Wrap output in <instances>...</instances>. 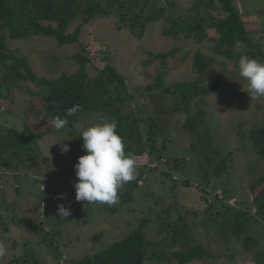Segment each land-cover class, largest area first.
Instances as JSON below:
<instances>
[{
	"label": "rangeland",
	"instance_id": "obj_1",
	"mask_svg": "<svg viewBox=\"0 0 264 264\" xmlns=\"http://www.w3.org/2000/svg\"><path fill=\"white\" fill-rule=\"evenodd\" d=\"M218 1L130 0L124 17L131 11L133 29H119L115 15L99 13L88 22L78 16L66 31L78 30L77 39L63 46L51 37L11 40L3 32L7 52L39 81L75 74L81 67L76 57L96 48L98 64L126 82L118 105L138 122L148 165L136 167V179L118 190V203L76 201L74 165L86 154L80 136L110 116L84 113L72 129L33 137L45 132L34 120L44 88L10 81L0 89V242L7 248L0 264L80 261L126 238L141 221L145 264H264V210L259 214L253 201L259 188L249 191L264 178V160L251 142L252 131L264 128V97L252 99L237 60L216 55L207 40L164 35L182 22L225 17ZM234 5L251 44L235 50L264 63V0ZM83 70L86 82L97 77L95 66ZM63 144L70 150L62 154ZM223 159L227 169L217 177ZM59 205L71 215L62 219ZM241 211L251 221L244 238L256 243L249 250L227 226ZM193 245L210 256L179 263L176 253Z\"/></svg>",
	"mask_w": 264,
	"mask_h": 264
},
{
	"label": "trees",
	"instance_id": "obj_2",
	"mask_svg": "<svg viewBox=\"0 0 264 264\" xmlns=\"http://www.w3.org/2000/svg\"><path fill=\"white\" fill-rule=\"evenodd\" d=\"M130 0H0V89L5 88L12 80H22L37 84L44 88V93L38 97L40 111L34 120L40 125L44 124L45 132L35 133L33 137L55 132L53 125L48 122L50 118L66 116V109L80 105V110L74 116L66 117L69 121L64 129H72L78 122L81 114L89 112L107 113L117 122V134L123 139L126 153H133L137 162L136 167L144 168L148 165V155L143 146L142 136L138 129V122L131 121L127 111L118 103L122 100L119 92L125 88L123 77L111 66L98 64L99 53L96 48H89L76 62L80 69L73 75L63 76L50 81H39L32 74L24 60H16L6 49V38L11 40L24 39L29 36L54 38L59 46L71 44L77 39L78 30L73 35H67L69 25L78 16L84 17L88 22L95 15L101 13L105 16L115 15L122 25L133 29L137 22H133L131 11L129 20L124 12L129 10ZM202 1V0H200ZM205 0H203L204 2ZM221 11L225 17L211 19L197 18L194 22L176 24L173 28L164 30V35L184 34L185 37H195L199 42L207 40L213 45V52L227 60H239L243 54L237 52V42L250 47V41L245 33V22L234 5V0H219ZM206 7V6H205ZM149 18H146V20ZM130 22H127V21ZM208 29L214 30L209 33ZM7 33V37L3 32ZM87 64L97 68V77L92 82H86L83 70ZM0 97L3 96L0 94ZM120 102V103H121ZM154 127V126H153ZM154 130L152 131V135ZM252 146L258 156L264 160V128H256L251 133ZM227 159H223L216 166V176L221 177L226 171ZM137 186V182L133 183ZM253 201L258 206L259 214L264 210V178L258 179L249 191L256 189ZM250 219L244 212H237L233 219L227 222L229 234L236 239H242L247 234ZM144 221L126 238L113 243L104 250L88 256L80 261L65 264H145L147 261L148 242L144 232ZM175 237L181 233L175 232ZM243 247L251 249L255 241L245 237L242 239ZM250 245V246H249ZM189 251L176 253L179 263H189L210 256L203 253L198 245L188 248Z\"/></svg>",
	"mask_w": 264,
	"mask_h": 264
},
{
	"label": "clouds",
	"instance_id": "obj_3",
	"mask_svg": "<svg viewBox=\"0 0 264 264\" xmlns=\"http://www.w3.org/2000/svg\"><path fill=\"white\" fill-rule=\"evenodd\" d=\"M237 46H240L237 42ZM239 76L247 81L248 93L252 99L264 97V63L255 58L241 56L238 60ZM80 110V105L66 109V116L49 119L56 131L63 130L69 123L66 117L74 116ZM117 122L102 121L84 130L82 150L85 155L78 158L74 165L78 182L74 183L76 201H86L87 204L109 206L118 203V190L124 184L136 179L137 162L131 154H126L123 139L116 131ZM61 144L56 143L54 145ZM51 148V147H50ZM49 148V149H50ZM69 146L63 144L61 153H67ZM49 154V150H48ZM58 215L65 219L71 215L64 205L57 208ZM7 255L6 246L0 242V258Z\"/></svg>",
	"mask_w": 264,
	"mask_h": 264
},
{
	"label": "crops",
	"instance_id": "obj_4",
	"mask_svg": "<svg viewBox=\"0 0 264 264\" xmlns=\"http://www.w3.org/2000/svg\"><path fill=\"white\" fill-rule=\"evenodd\" d=\"M247 233H248V232H247ZM245 235H247V234H245ZM245 235H243L242 239L244 238ZM232 238H233V237H232ZM233 239H235V238H233ZM251 249H252V248H251ZM251 251H252V250H251Z\"/></svg>",
	"mask_w": 264,
	"mask_h": 264
},
{
	"label": "built area",
	"instance_id": "obj_5",
	"mask_svg": "<svg viewBox=\"0 0 264 264\" xmlns=\"http://www.w3.org/2000/svg\"><path fill=\"white\" fill-rule=\"evenodd\" d=\"M175 180H176V178H175Z\"/></svg>",
	"mask_w": 264,
	"mask_h": 264
}]
</instances>
